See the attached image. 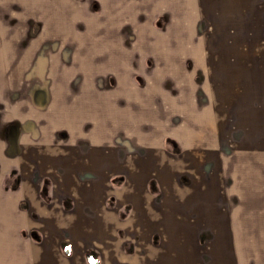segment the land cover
<instances>
[{"label":"crops","instance_id":"1","mask_svg":"<svg viewBox=\"0 0 264 264\" xmlns=\"http://www.w3.org/2000/svg\"><path fill=\"white\" fill-rule=\"evenodd\" d=\"M199 1L0 0V126L28 120L47 131L57 127L80 143L62 147L47 132L29 136L16 128V153L9 155L5 132L0 134V264H83L79 250L84 243L100 248L101 264H204V255L209 264H264L258 245L242 247L238 241L264 238L260 214L247 207V199L234 206L225 202L216 155L209 149L214 140L196 132L215 119L197 113L191 96L195 81L187 75L186 59L179 57V36H134L135 30L156 27L179 32L185 27L179 26V14H196ZM137 46L160 52L137 53ZM166 139L184 148L179 158L163 153ZM86 143L89 150L83 151ZM107 157L110 164L104 168ZM205 162L213 163L206 171ZM89 166L96 174L93 181L75 177ZM34 167L75 195L78 205L72 212L40 202L29 177ZM13 168L23 178L17 196L2 190ZM119 169L128 177L118 197L134 205L124 222L126 236L132 230L140 235L132 256L114 233L115 213L102 203L109 191L105 177ZM151 172L162 191L157 204L144 190ZM177 172L190 174L191 181L176 182ZM19 196L38 212L36 226L45 235L40 244L16 232L34 224L16 208ZM85 200L93 204L89 212L80 207ZM201 229L213 232L204 245L195 242ZM153 230L161 235L158 246L148 238ZM62 231L73 243L70 259L55 246Z\"/></svg>","mask_w":264,"mask_h":264},{"label":"rangeland","instance_id":"2","mask_svg":"<svg viewBox=\"0 0 264 264\" xmlns=\"http://www.w3.org/2000/svg\"><path fill=\"white\" fill-rule=\"evenodd\" d=\"M193 9L196 14H179V18H182L179 19V26H185L179 27V32L156 27L135 30L134 36L153 39L179 36V57L186 59L183 62L184 66L190 67L187 75L196 82L193 84L195 93L191 96L198 102L197 113L201 118L209 116L211 120L215 119L214 123L210 122L206 127L198 126L199 131L196 132L209 135L214 140L210 143L209 149L216 155L215 168L220 172L219 182L222 186L220 194L230 206H234L237 200L247 199V207L251 209L253 206L252 208L258 211L260 214L257 215L258 219L262 221L258 223L264 225V0H200ZM160 24L158 22V25ZM158 48L137 46L136 52L159 53ZM43 99L44 96L41 102ZM43 106L42 103L41 108ZM5 126H0L1 135L3 131L6 132L8 126L6 128ZM16 128L19 129V133L25 132L29 136L34 131L40 132L41 135H46L47 132L50 138L55 139L54 144L62 147L80 144L71 142L67 132L57 127H50L47 131V127H36L32 121L25 120L19 122ZM163 142L162 147L165 150L163 153L179 158L184 148L171 139ZM89 144L91 143L81 146L83 151L89 150ZM17 155L8 158L16 159ZM63 159L58 158V161L62 162ZM109 160L107 157L103 164L104 168L110 164ZM141 165L139 168L143 167V164ZM201 165L206 171L213 163L205 162ZM33 169L29 172V177L33 178L36 196L41 203L56 204L66 213L77 207L75 195L57 188L50 173H38L37 168ZM79 170L75 177L82 182L93 181L96 177L90 166L87 170ZM127 177L125 169L114 170L106 175L105 183L109 191L104 195L102 203L105 208L115 213L119 225L114 233L121 240V249L128 256H132L140 235L132 230V233L126 236L124 222L130 217L134 205L129 199L118 197V192L125 186ZM190 177L188 173L177 172L174 180L188 184L191 181ZM22 179V174L13 168L3 179L2 190L9 196H17L20 194ZM144 190L157 204L162 191L156 173L153 172L151 175L148 173ZM15 201L16 208L29 214L32 217L30 220L34 222L33 225L23 224L18 227L16 231L18 236L36 244L42 243L45 235L36 226L38 219L36 208H31V202L25 196H19ZM80 207L84 212H89L93 204L85 200ZM241 217L245 220L246 214L243 213ZM254 223L247 224L251 226ZM198 234L195 242L199 245H204L208 238L213 237V232L206 233L204 229ZM148 238L153 246H158L161 242L158 230L149 232ZM238 241L242 247L246 244L258 245L260 248L258 256L264 257V238H246ZM55 246L59 254L70 259L73 243L65 231L58 234ZM86 254H90L97 264L102 263L103 255L97 245L84 243L79 250L81 262L91 264L87 261ZM203 263L209 264L206 255L203 256Z\"/></svg>","mask_w":264,"mask_h":264},{"label":"trees","instance_id":"3","mask_svg":"<svg viewBox=\"0 0 264 264\" xmlns=\"http://www.w3.org/2000/svg\"><path fill=\"white\" fill-rule=\"evenodd\" d=\"M16 127L11 124L7 127L5 132V139L7 142V153L9 155H14L16 153ZM87 261L91 264H97L95 260L91 258L90 254H86Z\"/></svg>","mask_w":264,"mask_h":264}]
</instances>
